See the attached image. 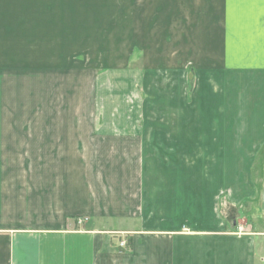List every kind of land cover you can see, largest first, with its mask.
I'll return each instance as SVG.
<instances>
[{
	"label": "crops",
	"instance_id": "crops-1",
	"mask_svg": "<svg viewBox=\"0 0 264 264\" xmlns=\"http://www.w3.org/2000/svg\"><path fill=\"white\" fill-rule=\"evenodd\" d=\"M203 1L113 114L66 98L70 0H0V264H264V0Z\"/></svg>",
	"mask_w": 264,
	"mask_h": 264
},
{
	"label": "rangeland",
	"instance_id": "rangeland-1",
	"mask_svg": "<svg viewBox=\"0 0 264 264\" xmlns=\"http://www.w3.org/2000/svg\"><path fill=\"white\" fill-rule=\"evenodd\" d=\"M161 1L164 3L163 8H161ZM172 2L70 0L71 58L69 60L72 71L68 77L66 75V80L68 79L71 83L69 95V86L66 84V98H71L73 112L132 113L131 107L139 103V93L143 94L145 81L149 82L148 87H152L151 77L153 81L159 77V74L153 72L151 68L154 67L156 70L160 64V57H144L143 35L146 33L149 37L150 33L154 32L159 38V23L162 17L165 21L170 17L178 20L177 17L180 14L182 17L185 16V19L188 17L189 19L184 21L186 24L184 23V27H181L182 31L179 27L177 35L180 37L184 34V40H187L186 35L190 29L188 32L186 29L192 22L191 18H198L205 11L201 8L195 10L197 5L204 3L203 0H173ZM176 6L180 7L179 10ZM197 13L199 16H196ZM66 17H68L67 11ZM164 31V39H168L167 30L164 29ZM176 36L173 33L170 36V42ZM67 52L68 49H66ZM58 60L63 63V59ZM67 62L68 56H66V64ZM191 66L189 62L183 67L186 75H190L187 80L188 87L192 84ZM186 75L184 74V78ZM60 79L61 76L57 75V80L60 81ZM59 85L60 83L57 82L56 97L64 93L63 90L58 89ZM42 94L43 91H41ZM139 112H143V109L141 108Z\"/></svg>",
	"mask_w": 264,
	"mask_h": 264
},
{
	"label": "built area",
	"instance_id": "built-area-1",
	"mask_svg": "<svg viewBox=\"0 0 264 264\" xmlns=\"http://www.w3.org/2000/svg\"><path fill=\"white\" fill-rule=\"evenodd\" d=\"M78 224H81V222H78ZM125 245H126V243H125L124 241L120 243V247H121V248H122V247H125Z\"/></svg>",
	"mask_w": 264,
	"mask_h": 264
}]
</instances>
